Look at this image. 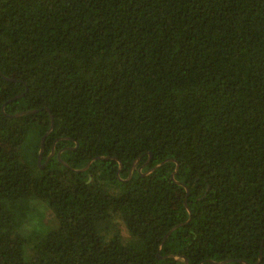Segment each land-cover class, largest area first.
Instances as JSON below:
<instances>
[{
  "label": "trees",
  "instance_id": "16d2710c",
  "mask_svg": "<svg viewBox=\"0 0 264 264\" xmlns=\"http://www.w3.org/2000/svg\"><path fill=\"white\" fill-rule=\"evenodd\" d=\"M0 73V264H264V0H0Z\"/></svg>",
  "mask_w": 264,
  "mask_h": 264
},
{
  "label": "rangeland",
  "instance_id": "374dc122",
  "mask_svg": "<svg viewBox=\"0 0 264 264\" xmlns=\"http://www.w3.org/2000/svg\"><path fill=\"white\" fill-rule=\"evenodd\" d=\"M45 210L41 209L40 211L39 210H35L34 212V226H38L40 227V229H46V228H50V226L52 225L51 224V221L48 219L46 220L45 218ZM119 232H120V236L123 238V242L125 245L127 246H133L136 244V241L130 237H128V235L126 234L125 230L123 229V227L119 228ZM132 248H140V245L137 246V247H132Z\"/></svg>",
  "mask_w": 264,
  "mask_h": 264
},
{
  "label": "water",
  "instance_id": "95a60500",
  "mask_svg": "<svg viewBox=\"0 0 264 264\" xmlns=\"http://www.w3.org/2000/svg\"><path fill=\"white\" fill-rule=\"evenodd\" d=\"M0 76H1V73H0ZM1 77H2V76H1ZM4 79H6V80H10V79H7V78H4ZM26 113H31V112H24V113H20V114H26ZM20 114H18V115H20ZM52 125H53V122H52V118L50 117V126H49V129H48L47 133H46V134L40 139V143H39L40 148H39V150H38V154H37V164L40 163L41 154H42V151H43V141H44V138H45V136H46L47 134H49V133L51 132V130H52ZM75 146H76V145H75ZM52 154H53V150L51 149V151H50V153H49V155H48L47 158H49ZM57 156H59V153L57 154ZM105 158H106V157H94L92 160H95V159H105ZM90 162H91V160L87 162V164H86L85 167H84V170L88 167V165L90 164ZM44 164H45V163H43L42 166H44ZM158 166H159V165L153 167V169L157 168ZM132 169H133V166L131 167V169H130V171H129L128 178H129L130 175H131ZM153 169H152V170H153ZM171 176H172V175H171ZM189 218H190V216H189ZM173 229H174V228H173ZM173 229H171L170 231H168V233L166 234L164 240L168 237V235L172 232ZM260 257H261V256H260ZM260 257H259V259H260ZM184 264H186V260H184Z\"/></svg>",
  "mask_w": 264,
  "mask_h": 264
}]
</instances>
